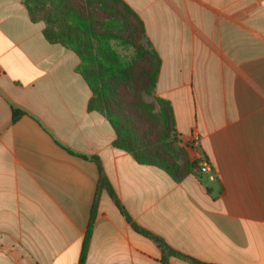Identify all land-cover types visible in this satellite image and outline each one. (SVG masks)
I'll return each instance as SVG.
<instances>
[{"label": "crops", "instance_id": "obj_1", "mask_svg": "<svg viewBox=\"0 0 264 264\" xmlns=\"http://www.w3.org/2000/svg\"><path fill=\"white\" fill-rule=\"evenodd\" d=\"M162 60L156 95L210 173L174 182L116 133L22 0H0V264H77L101 169L140 228L201 264H264V0H123ZM12 105L22 111L13 121ZM194 264L136 232L106 189L86 264Z\"/></svg>", "mask_w": 264, "mask_h": 264}, {"label": "trees", "instance_id": "obj_2", "mask_svg": "<svg viewBox=\"0 0 264 264\" xmlns=\"http://www.w3.org/2000/svg\"><path fill=\"white\" fill-rule=\"evenodd\" d=\"M30 20L43 22L45 39L74 52L80 59L76 72L92 97L88 110L101 114L116 133L114 147L141 165L164 171L181 183L199 168L192 162L177 134L174 109L156 95L162 60L148 40L143 21L123 0H22ZM130 51V55L119 49ZM144 97H153L146 102ZM13 121L22 111L12 105ZM181 161V162H180ZM110 198L133 229L152 239L166 256L175 253L164 241L140 228L128 215L101 169L98 194L92 207L77 264H86L94 233L99 190ZM165 264H167L164 259Z\"/></svg>", "mask_w": 264, "mask_h": 264}, {"label": "built area", "instance_id": "obj_3", "mask_svg": "<svg viewBox=\"0 0 264 264\" xmlns=\"http://www.w3.org/2000/svg\"><path fill=\"white\" fill-rule=\"evenodd\" d=\"M188 145L191 147V149L195 152V161H199V168L198 170L202 174H208L210 173L211 169L209 164L207 163L204 155L199 151L200 148V136L197 133H192L188 140Z\"/></svg>", "mask_w": 264, "mask_h": 264}, {"label": "rangeland", "instance_id": "obj_4", "mask_svg": "<svg viewBox=\"0 0 264 264\" xmlns=\"http://www.w3.org/2000/svg\"><path fill=\"white\" fill-rule=\"evenodd\" d=\"M120 51H122V53L124 54H127V55H130L132 53V50L130 51H125V50H122L121 48L119 49ZM144 100L146 102H152L153 101V97H144ZM182 145L183 147L185 148L186 150V153H187V158L190 159L192 162H194L196 160V157H195V152L191 149V147L188 145L187 142H183L182 141ZM200 151V150H199ZM201 152V151H200ZM202 153V152H201ZM181 162V161H180Z\"/></svg>", "mask_w": 264, "mask_h": 264}]
</instances>
